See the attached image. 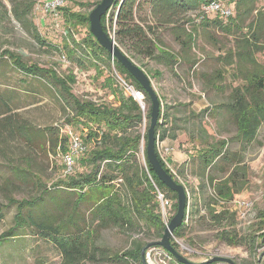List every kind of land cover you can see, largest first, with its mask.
<instances>
[{"label": "trees", "instance_id": "trees-1", "mask_svg": "<svg viewBox=\"0 0 264 264\" xmlns=\"http://www.w3.org/2000/svg\"><path fill=\"white\" fill-rule=\"evenodd\" d=\"M8 1L13 5L12 14L15 19L39 45L65 55L78 68L87 64L95 68L99 75H103L102 64L111 71L114 68L126 83L143 94V102L148 107L147 117L150 119L152 106L148 94L121 63L99 44L90 31L91 11L85 10L96 7L102 0L96 4L72 0V4L79 10L68 7L64 0V5L58 10L66 27V39L62 47L53 45L41 37L31 17L35 6L33 0ZM213 1L116 0L113 7L102 17V26L110 36L111 30L115 27L116 43L122 50H127L126 54L133 61L145 58L171 70L181 63L188 64L190 68L196 66L198 60L193 57V52L201 37L210 44H217L213 32L218 31L233 39V47L217 57L220 68L205 78L211 89L225 93L226 76L228 74L232 77V88L227 103L207 108L198 114L191 111L189 115L191 119L202 120L207 114L210 119L219 120L224 110L227 118L235 125L236 133L229 139L215 138L206 126L199 124L198 132L193 135V143L197 146L192 157L198 161L197 179H206L213 190L207 205L206 217L214 225L224 228L218 233V238L231 245H247L251 254L256 256L264 240V212L260 213L259 228L255 234L239 240L234 229L237 214L222 205L229 204L244 193L250 182L249 167L244 164L242 153L230 152L227 148L229 143H238L243 148L250 146L257 141L259 131L264 127V7L258 6L261 0H220L221 5L232 12V15L226 18L210 10ZM144 10L148 12L147 20L139 16ZM198 10L203 13L200 22L189 16ZM252 16H254L252 21L247 23ZM9 18V12L0 0V22ZM82 30L86 31V35L76 40L75 32ZM164 30L170 31L174 36L180 46L179 53L171 51L162 41L160 33ZM4 58L27 76H44L58 85L66 101V123L80 127L82 135L75 134L81 140L84 138L83 144L85 140L92 146L84 144L89 148L87 147L85 153L79 154L80 165L85 168L84 172L61 178L50 184V187L41 176L35 174L33 184L39 190L37 196L21 200L6 196L7 206L16 205L17 213L13 227L0 235V247L16 237L18 229L29 226L36 228L45 240L51 241L62 251L66 258L64 264H145L142 251L150 243L157 242L156 239H162L166 227L176 214L177 194L158 179L148 162L146 147L150 123L142 135L137 129L144 117L139 102L132 96H124L123 92L114 87V77L106 78V82L112 93L118 96L119 106L98 104L77 97L72 90L76 81L73 75L59 76L55 68H43L36 63H27L22 55L9 50H4L0 54V63ZM141 68L143 69L142 66ZM146 73L153 79L148 71ZM155 75L161 76L162 73L156 71ZM235 83L238 85L234 86ZM3 119L4 122L11 120L8 116ZM46 130L49 133V150L63 157L70 155V135L62 136L60 129L57 128L49 127ZM177 130L180 128L173 117L169 118L165 114L161 101L160 116L155 130L157 141L160 143L166 140L177 141L178 136L175 133ZM142 141L145 167L139 165L137 161ZM259 144L262 145L261 142ZM157 153L166 171L180 183L178 174L170 168V161L161 156L158 147ZM75 162L73 158V164ZM215 169L225 172L227 176L223 179L213 177L211 172ZM18 172L21 173L19 175L21 181H28L27 171ZM182 185L187 190L186 183ZM51 189L76 192L78 200L75 210H78L87 197L91 196L95 200L90 212L91 219L88 221L83 219L85 228L80 227L69 214L66 218H45L40 221L25 217L24 211L43 202ZM158 192L171 201L166 223ZM219 206H222L221 210H217ZM2 219L0 205V221ZM185 221L184 219L183 225L174 232L171 240L177 251L179 245L176 240L184 238L187 228ZM71 227L75 229L70 230ZM109 227L143 235L147 233L148 236L134 238L127 249L120 251L100 246L96 244V239L90 240L97 228ZM228 227H232V231L226 229ZM77 232L80 233L76 234ZM85 235L86 237H83ZM155 248L161 247L155 246L146 250L147 260L148 254ZM167 255L176 261L170 253L167 252Z\"/></svg>", "mask_w": 264, "mask_h": 264}, {"label": "rangeland", "instance_id": "rangeland-1", "mask_svg": "<svg viewBox=\"0 0 264 264\" xmlns=\"http://www.w3.org/2000/svg\"><path fill=\"white\" fill-rule=\"evenodd\" d=\"M1 1L6 6L10 18L0 22V54L4 50H9L22 55L27 63H36L43 68H55L59 76L73 75L76 81L72 90L80 99L92 100L98 104L119 106L118 96L112 93L111 88L107 86L106 78L109 77H114V87L123 92L124 96H131L121 88L123 78L114 68L111 71L102 64L103 75H99L95 68L87 64L78 68L65 55L39 45L15 19L12 14V3L8 0ZM33 1L35 6L31 17L41 37L53 45L62 47L66 39V27L62 15L45 11V4L51 0ZM75 1L96 4L101 0ZM65 3L73 10H79L72 4V0H65ZM258 6L264 7V0H261ZM94 8L91 7L85 11H92ZM201 10L194 11L189 16L196 22H200L203 18ZM112 13L113 11L110 16ZM139 16L147 20L148 12L141 11ZM253 17L249 18L247 23H250ZM114 30L115 27L111 30V36L115 38ZM85 35V30L76 31L74 37L76 40H80ZM160 37L171 51L179 53L180 46L170 31L164 30L160 33ZM213 37L217 44H210L203 37L199 38L193 52V57L198 60V63L192 68L188 64L181 63L171 70L145 58L134 59V61L152 75L151 81L162 101L165 114L169 118L173 117L176 125L180 128L175 131L178 136L177 141H164V144L172 149V156L174 154L181 156V162L173 163L172 167L178 174L180 183H186L189 195L188 210H186L185 216L187 228L184 238L176 240L179 245V253L195 263L215 256H222L230 258L238 264H264V240H262V246L258 248L256 256H253L247 245H231L218 238V233L224 228L214 225L206 217L207 205L213 190L206 179L199 180L196 176L198 161L193 160L192 156L195 155L197 145L193 143V135L198 132L199 124L206 126L215 138L229 139L236 133L235 125L227 118L224 110L219 120L210 119L207 114L203 116L202 120L191 119L189 115L191 111L198 114L207 108L227 103L231 92L232 77L228 74L225 80V93L211 89L205 81L208 74L220 68L217 57L234 45L233 39L221 32L214 31ZM123 50L128 54L127 50ZM156 71L162 75H155ZM236 85L238 83L234 84V86ZM64 98L60 87L48 78L27 76L13 67L7 58L1 61L0 122L3 123H0V205L2 206L3 219L0 221V235L13 227L17 213L16 205L7 206L6 196H12L17 200L37 196L39 190L33 184L35 174L41 176L50 187V184L61 178L85 171V168L80 165L81 157L79 155L73 156L76 162L69 169L66 157L61 154L55 155L48 148L49 133L46 129L49 127L60 129L62 136L68 135L70 131L82 135L80 127L66 123V101ZM143 99V122L137 127L142 135L145 134L150 123V119L147 117L148 107ZM6 116L11 120L4 122L3 118ZM260 142L262 145L259 144ZM84 144L92 146L85 140ZM227 148L230 152L242 153L244 164L249 167L250 182L247 190L238 195L234 201L222 205L232 212H236L237 220L234 229L237 238L241 240L255 234L259 228L260 213L264 212V127L260 129L257 141L252 145L243 148L238 143L230 142ZM142 149H144V141H142L140 153L137 155V161L139 165L145 167ZM164 157L170 160L167 155ZM18 171L29 172H26L28 181H21L19 178L21 173ZM211 175L217 179L227 176L219 169L213 170ZM123 198L126 197L123 196ZM77 200L76 192L66 189H51L45 195L43 202L27 208L24 214L27 219L31 217L35 221L45 218H66L69 214L73 216L74 221L80 227L85 228L83 219L87 221L91 219L90 212L95 205V200L89 196L80 204L78 210H75ZM242 202H250L251 206L249 208L240 206ZM222 206L217 207V210H221ZM165 214L164 222L166 223L168 210ZM74 229L75 227H71L70 230ZM226 229L232 231V227ZM145 235L147 233L143 235L131 231L125 232L117 227L97 228L94 237L90 240L96 239V244L120 251L127 249L134 238H141ZM160 240L156 239V241ZM147 258L150 264H179L169 258L163 248L151 250ZM65 261L66 258L62 251L51 241L45 240L34 227L27 226L18 229L17 236L0 247V264H64Z\"/></svg>", "mask_w": 264, "mask_h": 264}, {"label": "water", "instance_id": "water-1", "mask_svg": "<svg viewBox=\"0 0 264 264\" xmlns=\"http://www.w3.org/2000/svg\"><path fill=\"white\" fill-rule=\"evenodd\" d=\"M116 0H102L90 13V31L97 39L99 44L106 49L114 59L119 61L121 65L136 79V81L143 87L144 91L148 94L151 101V114H150V127L147 132V147L146 154L149 164L151 165L154 173L158 179L172 192L177 194V211L171 219L169 225L166 227L164 235L160 241L150 243L142 251L143 261L145 264H150L149 260L145 257L146 250L151 247L159 246L166 252L170 253L180 264H237L234 260L215 256L208 260L195 263L184 257L177 251L171 239L174 232L180 228L186 216L188 207L189 195L184 185L178 183L174 177L169 174L163 167L158 158L157 147L158 141L155 135L156 125L160 116L161 101L153 87L152 81L146 71L137 65L116 43L115 38L110 36L102 26V17L113 7ZM144 151V150H143Z\"/></svg>", "mask_w": 264, "mask_h": 264}, {"label": "built area", "instance_id": "built-area-1", "mask_svg": "<svg viewBox=\"0 0 264 264\" xmlns=\"http://www.w3.org/2000/svg\"><path fill=\"white\" fill-rule=\"evenodd\" d=\"M64 5V0H51L50 2H48L47 4H45V11L47 13H54V14H58V10L60 7H62ZM210 10L218 12L219 14H221L222 16L229 18L232 15L231 10L224 8L221 3L220 0H214L211 5H210ZM122 84V88L125 89L128 93H130V95L139 102V104L141 105V107L143 108V103H142V99H143V94L141 92H138L134 89L133 86L129 85L128 83H126L124 80L121 81ZM70 135V139H71V144H70V155L66 156V163L69 169L72 168L73 165V156L74 155H79V154H83L87 151V147L83 144L81 138L76 135L75 133H73L72 131H70L68 133ZM163 143H160L158 141V149L161 152V156L164 157L166 156L171 150L170 148H163ZM158 199L160 201V205H161V209L164 215H166V211L170 208L171 206V201L167 198H165V196L158 192ZM240 206H244L245 208H249L251 206L250 202H242L240 203ZM148 257V256H147ZM217 264H223V263H217Z\"/></svg>", "mask_w": 264, "mask_h": 264}, {"label": "crops", "instance_id": "crops-1", "mask_svg": "<svg viewBox=\"0 0 264 264\" xmlns=\"http://www.w3.org/2000/svg\"><path fill=\"white\" fill-rule=\"evenodd\" d=\"M163 148H168L164 143H163ZM169 149V148H168ZM171 151L167 154V157H169L170 158V160H171V162H170V168H172V170H173V167H172V164L173 163H177L178 161H180L181 162V156H178V155H176V154H174L173 156H172V149H170ZM169 160V161H170Z\"/></svg>", "mask_w": 264, "mask_h": 264}]
</instances>
